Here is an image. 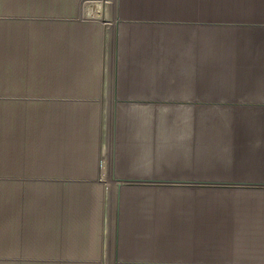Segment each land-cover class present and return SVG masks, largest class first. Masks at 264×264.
Returning <instances> with one entry per match:
<instances>
[{"label": "crops", "instance_id": "crops-1", "mask_svg": "<svg viewBox=\"0 0 264 264\" xmlns=\"http://www.w3.org/2000/svg\"><path fill=\"white\" fill-rule=\"evenodd\" d=\"M116 13L113 256L157 264L165 207L192 229L174 264H264V0H117Z\"/></svg>", "mask_w": 264, "mask_h": 264}, {"label": "rangeland", "instance_id": "rangeland-1", "mask_svg": "<svg viewBox=\"0 0 264 264\" xmlns=\"http://www.w3.org/2000/svg\"><path fill=\"white\" fill-rule=\"evenodd\" d=\"M64 1L0 0V264H119L114 240L107 256L102 235L106 195L118 196L122 183L113 170L115 112L111 171L100 158L103 74L112 54V22L104 19L113 0ZM163 209L151 229L152 252L157 264H174L177 242L192 229L169 226L179 214Z\"/></svg>", "mask_w": 264, "mask_h": 264}, {"label": "bare ground", "instance_id": "bare-ground-1", "mask_svg": "<svg viewBox=\"0 0 264 264\" xmlns=\"http://www.w3.org/2000/svg\"><path fill=\"white\" fill-rule=\"evenodd\" d=\"M96 2L99 3L98 0ZM116 6H117V0H113L112 3L110 4V6H108V10L106 12V18L104 19L106 22H110V21L112 22V26L109 29H107V31H106V38H107L106 43L108 44V42L111 40L110 42L112 44H111V49H109V52H110V50H112V54L110 56H107L108 58L106 57L107 58V64H106L107 66H105L106 69H105V73L103 74V88H102V96H103V100H104V103H103L104 104V110H103V115H102V123H103L102 131H103L104 140L106 142H107V140L112 142L113 126H114L113 125L114 105L116 102L115 96H114L115 64H116V28H117V23H118ZM104 43H105V41H104ZM110 101H112V104L110 103ZM111 124H112V127H111ZM108 135L109 136L111 135L110 139H109ZM106 160L110 162V155L106 156ZM104 166H107V164L104 163ZM109 176L112 180L114 179L112 173H110ZM115 195H116V192L110 193V191L106 195L108 198V201H109V202L107 201V203L109 205H107L106 209H105L106 214H105V231H104V251L107 254V256L110 252V245L112 244V241L114 240V234H115V232H114L115 228L113 225L114 224V221H113L114 220L113 219V215H114L113 214V209H114L113 202H117L116 200L113 201V198L115 199V197H113V196H115ZM116 197H117V195H116Z\"/></svg>", "mask_w": 264, "mask_h": 264}]
</instances>
